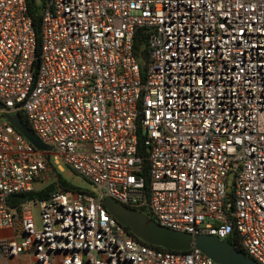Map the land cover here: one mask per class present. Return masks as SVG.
Returning a JSON list of instances; mask_svg holds the SVG:
<instances>
[{"label": "built area", "instance_id": "obj_1", "mask_svg": "<svg viewBox=\"0 0 264 264\" xmlns=\"http://www.w3.org/2000/svg\"><path fill=\"white\" fill-rule=\"evenodd\" d=\"M39 1L38 35L27 0H0V229L15 232L0 238L3 256L221 264L196 247L139 241L103 204L110 196L162 226L233 240L264 264V0ZM21 113L51 151L6 118ZM62 165L96 191L9 204Z\"/></svg>", "mask_w": 264, "mask_h": 264}, {"label": "water", "instance_id": "obj_2", "mask_svg": "<svg viewBox=\"0 0 264 264\" xmlns=\"http://www.w3.org/2000/svg\"><path fill=\"white\" fill-rule=\"evenodd\" d=\"M3 108L4 104L0 103V109ZM6 118L37 149L51 151V146L39 138L20 114H6ZM103 204L120 223L129 227L135 236L148 244L171 251H189L196 247L221 264H258L255 259L239 250L228 238L220 239L219 236L211 234L194 236L186 231L162 226L151 216L130 208L110 196L104 198Z\"/></svg>", "mask_w": 264, "mask_h": 264}, {"label": "trees", "instance_id": "obj_3", "mask_svg": "<svg viewBox=\"0 0 264 264\" xmlns=\"http://www.w3.org/2000/svg\"><path fill=\"white\" fill-rule=\"evenodd\" d=\"M27 2L29 6V13L33 18L35 28L38 30V35H39V28L41 25V5L39 3V0H27ZM148 38H149V34L146 28H140L137 30L136 36H135L134 50L142 66L143 79L146 78V71H147V65H148L149 54H150V50L148 47ZM20 115L23 117L25 122L29 125L25 114L21 113ZM56 190L76 191V190H84V189L75 186L74 184L66 180L61 174H59L55 182H53L52 184L48 185L47 187L41 190H36V191H31V192H26V193H17V194L12 195L9 198V204L12 207H16L20 203L26 202L28 200H35V199L44 200V199L49 198L51 194ZM127 229H129L130 232L132 233L129 227H127ZM132 235L139 241L144 242L143 240L135 236L133 233ZM231 242L233 243L234 241L231 240ZM151 246L157 249L171 251V250H167L160 246H156V245H151Z\"/></svg>", "mask_w": 264, "mask_h": 264}, {"label": "rangeland", "instance_id": "obj_4", "mask_svg": "<svg viewBox=\"0 0 264 264\" xmlns=\"http://www.w3.org/2000/svg\"><path fill=\"white\" fill-rule=\"evenodd\" d=\"M40 3V1H39ZM54 157L51 156V162L53 163ZM63 171L60 170H50L48 173V179L45 180L43 183H39L37 185V190H41L48 185L52 184L57 180V177L59 174H61L66 180L74 184L75 186L82 188L87 191H96L95 185H93L89 180L81 176L80 174L73 171L70 167L67 165H62ZM233 185V176L229 177L228 186L232 187ZM35 221H36V227L38 230L43 228V222H42V215L40 209H35Z\"/></svg>", "mask_w": 264, "mask_h": 264}, {"label": "crops", "instance_id": "obj_5", "mask_svg": "<svg viewBox=\"0 0 264 264\" xmlns=\"http://www.w3.org/2000/svg\"><path fill=\"white\" fill-rule=\"evenodd\" d=\"M15 235L13 230L0 229V238H11ZM29 260V256L22 255L20 258L10 259L3 256L0 251V264H26Z\"/></svg>", "mask_w": 264, "mask_h": 264}]
</instances>
